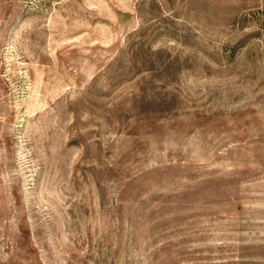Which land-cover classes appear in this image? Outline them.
<instances>
[{
	"label": "rangeland",
	"instance_id": "rangeland-1",
	"mask_svg": "<svg viewBox=\"0 0 264 264\" xmlns=\"http://www.w3.org/2000/svg\"><path fill=\"white\" fill-rule=\"evenodd\" d=\"M0 264H264V0H0Z\"/></svg>",
	"mask_w": 264,
	"mask_h": 264
}]
</instances>
